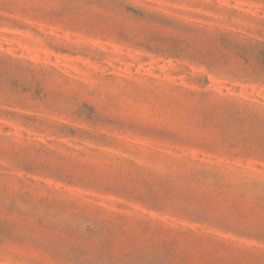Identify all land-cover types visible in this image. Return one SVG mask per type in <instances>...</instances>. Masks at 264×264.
I'll return each mask as SVG.
<instances>
[{"label": "rangeland", "instance_id": "rangeland-1", "mask_svg": "<svg viewBox=\"0 0 264 264\" xmlns=\"http://www.w3.org/2000/svg\"><path fill=\"white\" fill-rule=\"evenodd\" d=\"M0 264H264V0H0Z\"/></svg>", "mask_w": 264, "mask_h": 264}]
</instances>
